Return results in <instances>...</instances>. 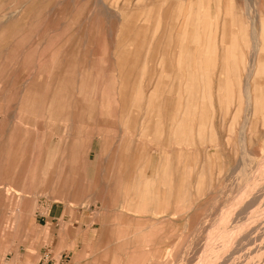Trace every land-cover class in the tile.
<instances>
[{
  "label": "rangeland",
  "instance_id": "374dc122",
  "mask_svg": "<svg viewBox=\"0 0 264 264\" xmlns=\"http://www.w3.org/2000/svg\"><path fill=\"white\" fill-rule=\"evenodd\" d=\"M0 264H264V0H0Z\"/></svg>",
  "mask_w": 264,
  "mask_h": 264
},
{
  "label": "bare ground",
  "instance_id": "6f19581e",
  "mask_svg": "<svg viewBox=\"0 0 264 264\" xmlns=\"http://www.w3.org/2000/svg\"><path fill=\"white\" fill-rule=\"evenodd\" d=\"M249 77V76H248ZM148 188V187H147ZM142 198V197H141ZM160 199V198H159ZM144 203V202H143ZM142 206V205H141ZM245 219V218H244ZM244 224V223H243ZM246 240V239H245ZM231 243V242H230Z\"/></svg>",
  "mask_w": 264,
  "mask_h": 264
},
{
  "label": "crops",
  "instance_id": "0c3cea01",
  "mask_svg": "<svg viewBox=\"0 0 264 264\" xmlns=\"http://www.w3.org/2000/svg\"><path fill=\"white\" fill-rule=\"evenodd\" d=\"M50 210H51V209H50ZM50 210H49V211H50Z\"/></svg>",
  "mask_w": 264,
  "mask_h": 264
}]
</instances>
